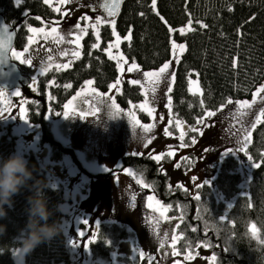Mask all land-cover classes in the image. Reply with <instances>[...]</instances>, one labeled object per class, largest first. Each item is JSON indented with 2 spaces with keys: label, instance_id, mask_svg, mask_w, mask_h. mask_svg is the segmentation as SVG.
<instances>
[{
  "label": "trees",
  "instance_id": "obj_1",
  "mask_svg": "<svg viewBox=\"0 0 264 264\" xmlns=\"http://www.w3.org/2000/svg\"><path fill=\"white\" fill-rule=\"evenodd\" d=\"M0 15L15 28L14 47L19 49L26 43L29 26L41 25L43 20L46 24L59 20V14L44 0H21L19 4L15 0H0ZM189 20L192 21L190 29L180 33L178 28ZM115 21L116 32L121 37L127 34L130 37L120 44L123 55L130 61L135 60L142 70L156 69L168 59L171 36L185 44L169 92L173 121L193 124L205 111L215 110L228 100L250 97L264 80V0H156V11H153L152 0H121ZM169 27L174 29L172 33ZM99 37L100 46L93 49L95 38L92 31L87 30L79 57L67 68L51 67L39 74L35 91L30 92L27 86L23 88L27 96L26 120L40 125L39 143L49 145L52 160L68 154L80 166L73 151L58 142L51 131L50 121L61 114L64 102L86 80L104 91L117 77L115 62L103 51L113 38L108 24L100 26ZM192 78L197 79L199 93L189 90ZM142 99L140 85L125 81L116 95V107L122 109L132 104L136 116L145 122L147 114L137 107ZM3 127L0 157H7L14 150L15 137L9 125ZM245 152L254 167L243 193L238 160L233 155L221 159L213 178L214 187L203 183L196 187L195 195L180 186L169 187L165 174L148 156L126 154L121 158V168H130L141 184L153 189L168 216L179 217L174 230L175 251L186 253L202 244L214 256L213 264H264V111L252 129ZM25 159L33 179L47 185L43 188L51 211L47 222L60 226L64 215L60 203L65 200L62 189L49 185L32 152L25 154ZM32 183L33 180L28 181L29 185ZM29 195L31 189L22 187L13 195L12 206L5 205L6 215L0 218V224L4 225L0 233V264H14L12 249L17 243L14 238L27 221ZM233 196L232 202H228ZM221 216L225 218L223 221ZM128 235L122 225L101 223L96 240L89 245L92 256L108 257L113 246ZM122 259L127 264H138L126 257ZM69 261L70 253L61 227L51 239L42 241L24 255V264H66Z\"/></svg>",
  "mask_w": 264,
  "mask_h": 264
},
{
  "label": "rangeland",
  "instance_id": "obj_2",
  "mask_svg": "<svg viewBox=\"0 0 264 264\" xmlns=\"http://www.w3.org/2000/svg\"><path fill=\"white\" fill-rule=\"evenodd\" d=\"M46 4L59 14V20H52L49 24L43 20L41 25H31V27L48 32L55 26L59 37L50 36L46 41L48 47L40 43L44 39L42 34L28 31L24 45H29V51L24 52V46L21 49L15 47L13 49L21 52L26 59L30 57V65L21 64L15 60L10 51V59L17 65L22 77L27 80L30 92L36 90L39 74L51 67L67 68L63 65H69L79 57H73L72 52L78 50L80 53L82 38L87 30L92 31V24L95 23L97 15L102 19H109L103 7L106 0H68L66 4L58 0H50V3ZM57 8L59 11L56 10ZM84 16L88 17L87 21L83 19ZM77 22L80 24V29H83L79 49L70 43L75 39L72 33L80 31L75 28ZM85 23L88 24L87 28ZM101 25L98 26L99 29ZM109 26L112 30L113 26ZM181 28L185 29L183 32L185 33L190 29V24L187 22L178 30ZM29 36L35 38L34 43L29 44ZM93 36L99 47L100 39L97 42L96 35ZM115 39L113 36L111 41ZM171 39L175 40L172 36ZM123 40L121 37L120 44ZM120 44L119 48L111 49L113 57L117 53L123 55ZM35 49L39 52L34 51ZM184 49L178 50L179 58ZM61 52L66 55H60ZM104 53L109 57L108 52L104 51ZM49 57L52 59L49 60ZM124 58L127 63L121 62L123 70H117L119 83L116 77L110 83L113 88L108 87L100 91L93 86L88 87L89 84L83 82L82 86L64 102L61 114L50 121L51 131L53 128L58 136L56 138L52 132L54 138L73 151L81 167L68 154L52 160L49 145L39 143L40 125L20 119V109H25L27 101L23 88L9 90L0 88L3 92V96L0 97V134L5 131L3 126L9 125V131L15 137L13 152L22 154L24 158L25 154L32 152L48 178L49 185L62 189L65 200L60 203L64 214L60 227L64 232L70 253V261L66 264H127L122 257L135 260L138 264H213L214 256L205 245L198 244L194 250L186 253L175 251L173 237L179 217L168 216L164 208L163 216L156 210L163 206L161 203L155 204V200L158 199L153 189L144 188L141 183H138L137 177L130 168L126 167L129 172L124 174L125 168H121V158L126 154L145 155L150 158L159 155L160 160H154L159 170L165 174L167 185L180 186L190 195H195L197 185H202L205 181H207L206 184L214 187L213 178L221 159L227 155H233L238 160L243 193L246 190L251 169L254 167V162L245 155L244 137L247 136L249 142L253 124L256 125L259 122L256 118L257 116L261 118L264 111V99L260 98L264 96V90L257 94V99L251 103L250 107L237 105V100H228L223 104V108L220 106L215 110H207L216 112V115L207 118L203 114L200 117L202 120L200 124L197 121L193 124L179 120L173 121L170 116L171 101H169L168 84L173 82L171 73H174L178 61L172 58L171 44L170 54L166 60L170 64L171 72L167 79H162L155 84L143 76V72L155 69L142 70L139 67L138 72L129 73L126 69L132 61L125 56ZM111 60L116 64L115 58ZM33 77L36 78L35 83L32 81ZM132 79L141 81L139 85L143 99L137 107L147 114L148 119L145 122L140 121L136 116L132 104L122 108L127 112H122V109L116 107L115 98L121 92L123 82ZM261 84H264V80ZM90 88L91 91L88 90ZM92 88L95 90L93 91ZM117 88L119 91L116 90ZM189 89L199 93L197 79H190ZM46 95L49 99V89ZM243 100L252 101V94ZM144 103L153 109L151 116L140 107ZM65 105L69 107L66 109ZM112 107L119 109L117 113ZM66 112L67 116H65ZM132 116L140 123L136 124ZM178 121L179 127H177ZM144 125H150V127L145 129ZM166 128L169 135H165ZM194 128H199L201 131H193ZM182 131L183 140L180 138ZM64 137H68V140ZM193 138L196 140L195 144L192 143ZM182 144L183 147H181ZM169 152L172 153L171 156L168 155ZM134 184H137L136 187ZM149 195L154 196L155 200L148 201ZM233 199L234 196L228 202L231 203ZM150 203L153 205L151 208L148 207ZM84 220L88 223H83ZM104 222H114L124 226L129 235L113 246L108 257L97 258L90 252V243L85 247L84 241L93 232L96 235L99 225ZM79 231H84L85 235L79 236ZM13 251L14 249H12L14 264H24V256L18 258L13 255Z\"/></svg>",
  "mask_w": 264,
  "mask_h": 264
},
{
  "label": "snow or ice",
  "instance_id": "obj_3",
  "mask_svg": "<svg viewBox=\"0 0 264 264\" xmlns=\"http://www.w3.org/2000/svg\"><path fill=\"white\" fill-rule=\"evenodd\" d=\"M21 2V0H15V3L16 4H19ZM58 2L60 3H68V0H58ZM45 3H50V0H45ZM120 4H121V0H106V4L103 6L105 7L106 11H107V16L109 17V19H102L101 16L97 15L95 17V23L92 24V34L93 35H96V38H97V42L99 41L100 37H99V28L98 26L100 24H108V25H112L113 28H112V36H114L116 39L115 41H111L108 45L107 48L104 49L105 52H108L109 53V58L110 59H113L115 58L116 59V68L118 71H122V63L121 62H124V63H127V61H125V58L122 54H119L117 53V55L115 57L112 56L111 54V49L113 47H116V48H119V44H120V40H121V36L117 34L116 32V29H115V16H116V13L119 11V8H120ZM152 5H153V11H156V0H152ZM57 11H59V8L56 9ZM157 15H159V13H157ZM36 19H40L39 17H36ZM83 19L85 21L88 20V17L87 16H84ZM161 20H164V17H160ZM192 21L189 20L188 21V24H191ZM197 23H200L199 21H197ZM88 27V24L85 23V28ZM187 27V25L185 26ZM0 28H2L4 30L5 33H8V27L5 26V25H0ZM75 28L76 29H80V24L79 22H77V24L75 25ZM184 28H181L179 29V31L181 33L184 32ZM28 31L31 32V33H40L43 35L44 39H48L50 36H52L53 38H58L59 37V33L57 31V27H52L50 29V31L48 32H45L44 29H38V28H33L31 26L28 27ZM174 31V29H172L171 27H169V33H172ZM9 35H11L10 33H8ZM72 35L75 36V39L71 40L70 43L76 45V48L79 49L80 47V39H81V36L83 35V29H80V31L78 33H72ZM124 40H128L130 39L129 36L125 35L123 37ZM28 41H29V44L31 43H34L35 42V38L33 36H29L28 37ZM57 42H59V39H57ZM170 44H171V50H172V58L175 59V60H179V53H178V50H183L185 48V45L183 43H177L175 40L171 39L170 37ZM91 47L93 49L97 48L98 47V43H93L91 45ZM0 48H5L7 51H8V47L7 45L5 44V41L0 39ZM29 51V45H24V52H28ZM60 55H66V53L64 52H61ZM72 55L73 57H78L80 55L79 51L78 50H74L72 52ZM11 56L19 61L21 64H31V58H24L22 53L19 52V51H16L15 49H12L11 50ZM52 58L49 57V60H51ZM235 64V61L233 62ZM69 65L68 64H65L63 65V67H68ZM127 72L129 73H132L134 71L138 72L140 69H139V65L135 62V60H133L130 64V66L127 67ZM171 72L170 70V64L168 61H165V63H163L158 69H155V70H152V71H145L143 72V76L149 81V82H152L153 84L155 83H158L159 81H161L162 79H167L168 78V75L169 73ZM171 75L174 77V73H171ZM35 80L36 78L33 77L32 78V81L33 83H35ZM131 84H140L141 81L138 80V79H132L129 81ZM49 83H52V81H49ZM92 81L88 80V81H85V84H91ZM117 83H119V77H117ZM108 87L111 89L113 88V85L112 84H109ZM117 91H119V89L117 88L116 89ZM143 90V89H142ZM172 90V84L169 83L168 84V91L171 92ZM191 91V89H189ZM262 90H264V84H261L260 87H258L256 89L255 92L252 93V101H248V100H237L236 101V104L237 105H240V106H246V107H250L251 106V103L254 102L256 99H257V94L260 93ZM153 91H155V87H153ZM18 94V92H17ZM3 96V92L0 91V97ZM261 99H264V96H261L260 97ZM169 101H171V97H169ZM69 107V105H65V108L67 109ZM140 107L142 109H144L145 111H147L148 115L151 116L152 113H153V109L151 107H148L147 103H144V104H141ZM224 106L221 105V108H223ZM119 109H117L118 111ZM24 112H25V109L24 108H21L20 109V119L22 120H26V117L24 115ZM68 113L66 112L65 113V116H67ZM130 115H132L130 113ZM216 115V112L214 111H205L204 113V117H207V118H211V117H214ZM81 118H83V114H81ZM132 119L134 120V122L136 124H139L140 121L139 120H136L134 116H132ZM257 121H259L260 117L257 116ZM197 123L200 124L202 123V120L198 119L197 120ZM180 126V122L178 121L177 122V127ZM207 126V125H205ZM145 129H148L150 127V125H144L143 126ZM253 127H255V124H253ZM193 131H196V132H199L201 131V129L199 128H194ZM170 133L168 132L167 128L165 129V135H169ZM180 138L181 140H183L184 138V133L183 131L181 132L180 134ZM192 143L195 144L196 143V140L195 138L192 139ZM248 144V137L245 136L244 137V145L247 146ZM184 145L182 144L181 147H183ZM230 151V150H229ZM163 155V154H161ZM169 156L172 155L171 152L168 153ZM245 155H247V153H245ZM153 159L159 161L160 160V156H154L152 157ZM124 171L127 173L129 172V169L125 168ZM193 179H195V177H193ZM138 183H141L140 181H138ZM205 183H207V181H205ZM142 186L144 188H148L149 185L148 184H142ZM199 187V185H197ZM147 200L148 201H154L155 200V197L154 196H151L149 195L147 197ZM155 204L156 205H160V201L159 200H155ZM148 207H153V205L150 203L148 205ZM157 211L160 212V214L163 216V207H159L156 209ZM225 218L223 216L220 217V220H224ZM83 223L87 224L88 221L87 220H84ZM253 232H255V229H253ZM78 235L79 236H84L85 233L84 231H79L78 232ZM175 238V237H173ZM96 240V235L95 233L93 232V234L91 236L88 237L87 240L84 241V246L87 247L88 244L90 242H94Z\"/></svg>",
  "mask_w": 264,
  "mask_h": 264
},
{
  "label": "clouds",
  "instance_id": "obj_4",
  "mask_svg": "<svg viewBox=\"0 0 264 264\" xmlns=\"http://www.w3.org/2000/svg\"><path fill=\"white\" fill-rule=\"evenodd\" d=\"M27 163L24 156L17 152L0 157V218L6 215L5 205L9 208L12 206L14 194L25 186L31 189V195L27 197V221L19 236L14 238L17 243L14 245L13 255L18 258L60 231L56 222H47L51 215L43 193V188L47 185L44 181L33 179L32 170ZM29 180H33L31 185L28 184ZM3 231L4 225L0 224V233Z\"/></svg>",
  "mask_w": 264,
  "mask_h": 264
},
{
  "label": "water",
  "instance_id": "obj_5",
  "mask_svg": "<svg viewBox=\"0 0 264 264\" xmlns=\"http://www.w3.org/2000/svg\"><path fill=\"white\" fill-rule=\"evenodd\" d=\"M0 25L8 27V33H5L0 28V39L5 41L8 51L5 48H0V88L9 90L13 88H24L27 86V80L22 77L17 65L10 59V51L15 43V28L5 22L4 18L0 15Z\"/></svg>",
  "mask_w": 264,
  "mask_h": 264
},
{
  "label": "crops",
  "instance_id": "obj_6",
  "mask_svg": "<svg viewBox=\"0 0 264 264\" xmlns=\"http://www.w3.org/2000/svg\"><path fill=\"white\" fill-rule=\"evenodd\" d=\"M89 86H93L92 85V83L91 84H89L88 85V87ZM94 87V86H93ZM95 88V87H94ZM94 88H92V90L94 91L95 89ZM89 91H91V88L90 89H88ZM114 104V103H113ZM112 109H114V111L117 113V108H114V107H112ZM122 112H127L126 110H124V111H122ZM67 119H68V117H67ZM133 120V119H132ZM134 121V120H133ZM58 131H60L59 129H58ZM52 132H53V134L56 136V138H58V136L55 134L56 132L53 130V128H52ZM64 138H66V140H68V137H64ZM66 144H68L67 142H65ZM124 174H127V173H125L124 172ZM128 174H130V173H128ZM131 175V174H130ZM136 185L137 184H134V186L136 187Z\"/></svg>",
  "mask_w": 264,
  "mask_h": 264
},
{
  "label": "flooded vegetation",
  "instance_id": "obj_7",
  "mask_svg": "<svg viewBox=\"0 0 264 264\" xmlns=\"http://www.w3.org/2000/svg\"><path fill=\"white\" fill-rule=\"evenodd\" d=\"M46 41H48L47 39H42L41 41H40V43L42 44V43H44L46 46H48L49 47V45L47 44V42ZM34 51H36L37 53L39 52L38 50H34Z\"/></svg>",
  "mask_w": 264,
  "mask_h": 264
}]
</instances>
